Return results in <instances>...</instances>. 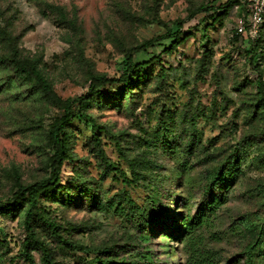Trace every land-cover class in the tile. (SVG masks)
Listing matches in <instances>:
<instances>
[{
    "label": "rangeland",
    "instance_id": "obj_1",
    "mask_svg": "<svg viewBox=\"0 0 264 264\" xmlns=\"http://www.w3.org/2000/svg\"><path fill=\"white\" fill-rule=\"evenodd\" d=\"M228 1L0 0V26L18 37L24 53L41 58L40 65L55 90L67 98L85 94L91 74L119 77L126 69L128 49L174 32V22L185 20L190 10ZM227 9L200 12L185 22L183 35L187 37L178 43L170 39L135 53L133 60L141 64V73L131 93L123 92L122 83L102 88L104 98H93L87 108L92 122L75 119L68 129L73 159L63 167L64 185L69 188L79 177L103 200L128 193L139 206L157 210L163 221L158 217L141 229L125 212L99 210L82 197L70 198L67 191L64 200L42 195L40 206L57 218L71 239L88 246L109 245L119 257L138 264H185L189 242L186 234H179L180 220L183 215H197L202 201L209 200L202 199L205 170L214 161L233 156L237 160L233 176L214 193L221 195L220 202L203 208L209 220L193 235L200 237L198 246L205 253L217 256V264H244L242 252L251 235L241 224L247 218L264 216V117L263 105L256 101L258 75L252 67L264 71V41L250 64V37L244 35L240 41L234 37L237 21L247 14L237 4ZM61 14L66 15V22ZM162 68L167 81L160 90L156 76ZM165 108L174 116L172 128L181 142L184 113L204 108L213 117L198 118L201 141L191 161L178 164L177 149L160 147L152 156L158 165L153 172L162 181H133L113 138H120L129 157L141 154L144 147L138 140L160 128ZM58 113L31 84L0 66L1 200L14 191V171L25 184L47 177L45 133ZM92 131L101 136L108 157L131 182L124 181L119 171L104 168L92 149ZM204 149L214 161L202 159L199 154ZM176 196L179 202L173 200ZM22 218L21 213L0 217V240L5 241L0 264H25L20 251L26 237ZM52 246L62 264H98L95 255ZM34 254L36 263L42 264L39 253Z\"/></svg>",
    "mask_w": 264,
    "mask_h": 264
},
{
    "label": "trees",
    "instance_id": "obj_2",
    "mask_svg": "<svg viewBox=\"0 0 264 264\" xmlns=\"http://www.w3.org/2000/svg\"><path fill=\"white\" fill-rule=\"evenodd\" d=\"M235 4L240 6L246 13V6L241 0H229L227 4H218L217 6L201 5L194 10H190L185 20H177L174 22L176 28L174 32L168 31L166 35L154 37L128 49L125 55L126 69L119 77L110 78L105 74H91L86 80L87 92L81 96L67 98H63L55 90L40 65L41 58L24 53V49L19 45L18 37L13 36L8 30L0 26V66L11 69L14 72L15 78L31 84L34 90L40 94L41 98L59 110V113L53 117V121L48 125L45 133L44 148L47 151L48 158L46 164L49 168L47 177L36 182L25 184L18 175V172L14 171V191L6 200L0 199V217H15L18 213H21L23 217L22 223L26 237L21 244L20 251L24 257L25 264H37L35 252L39 253L42 264H62L57 259L56 250L52 246L53 243L70 251L85 255H95L98 258V264L139 263V261L126 256L119 257V252H116L109 245L88 246L71 239L64 233V226L60 224L57 218L51 216L40 206L41 196L53 195L64 200V194L67 191L70 198L76 199L82 197L87 204L91 207H97L99 210L125 212L133 221L134 225L141 229L158 217H160L159 222H162L163 219L157 210L139 206L128 193L124 192L116 197L103 200L95 194L89 182L86 180L82 181L79 177L72 182L69 188L63 184L61 178L63 167L66 162L73 159L69 147V126L75 119L92 122L87 113V108L93 98H96L98 101L104 98V95L100 91L102 88L111 84L122 83L124 84L123 92L131 93L133 87L140 81L138 77L141 73V64H137L133 60L135 53L145 51L150 47L153 48L170 39H173V43H178L187 37V35H183L185 22L194 18L200 12L209 13L210 11L215 12L221 11L222 9L226 11L228 10L227 8H233ZM61 17L65 21L66 15L61 14ZM161 23L165 25L164 22ZM242 36L244 35H239L235 32L234 37L236 40H242ZM263 37L264 24L260 27L259 37L256 40L248 39V44L250 45L249 52L251 54L250 64L252 65L254 57L258 54V50L263 44ZM252 67H254L258 75L256 101L260 105H263L262 115L264 117V71L258 66ZM166 81L167 71L165 68H162L156 76L158 89L161 90L165 86ZM109 97L113 96L110 95ZM163 107L166 106L164 105ZM211 117L213 116H209L204 108L201 110L197 109L189 115L184 113L180 123L185 138L181 142L172 128V123L175 122L174 116L168 108H165L159 117L160 128L153 133L154 135L149 133L148 136L141 137L138 140V143L144 147V152L132 157H129L124 151L120 138H113L121 156L128 164L129 173L133 181L145 179L152 184H156V180H159V182L162 181L163 178L153 172L158 165L152 156L154 150L160 147L167 149L174 147L177 149L176 160L178 164H184L187 160L191 161V158L195 157V146L201 141L199 131L196 127L197 120L198 118L211 119ZM92 133V149L104 168L109 171H119L125 177L124 181L131 182L132 179L128 180L127 173L121 170L108 157L101 136L94 131ZM174 151L176 150L172 151L175 154ZM199 155H201L202 159H207L208 162L214 161V157L211 156V153L207 149H204ZM236 163L237 160H234L232 156L221 162L214 161L205 170L202 199L209 198V200L202 201L198 207L197 215L196 213L192 216L183 215L180 220L181 223H179L182 224L180 230H178L179 234H186L189 242L187 246L189 249V258L185 264H217V256L210 254V252L205 253L204 249L198 246L200 244V237L193 235V233L196 229L203 227L208 222L209 216L204 213V209L220 202L221 195L217 196L214 193L217 190H221L222 185L227 179L233 176ZM261 191L264 192V184L262 185ZM179 199L176 196L173 200L179 202ZM262 207L264 210V201ZM241 225L251 235L250 241L246 244L242 252L245 258L244 264H264V216L257 220L247 218ZM4 244L5 241L0 240V248Z\"/></svg>",
    "mask_w": 264,
    "mask_h": 264
},
{
    "label": "built area",
    "instance_id": "obj_3",
    "mask_svg": "<svg viewBox=\"0 0 264 264\" xmlns=\"http://www.w3.org/2000/svg\"><path fill=\"white\" fill-rule=\"evenodd\" d=\"M241 2L246 6L247 18H239L236 33L256 40L259 37L260 27L264 24V0H241Z\"/></svg>",
    "mask_w": 264,
    "mask_h": 264
}]
</instances>
